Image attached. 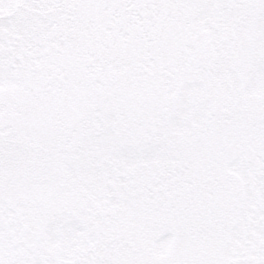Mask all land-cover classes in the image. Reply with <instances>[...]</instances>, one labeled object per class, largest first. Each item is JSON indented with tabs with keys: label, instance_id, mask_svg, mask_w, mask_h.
Masks as SVG:
<instances>
[{
	"label": "snow or ice",
	"instance_id": "1",
	"mask_svg": "<svg viewBox=\"0 0 264 264\" xmlns=\"http://www.w3.org/2000/svg\"><path fill=\"white\" fill-rule=\"evenodd\" d=\"M0 264H264V0H0Z\"/></svg>",
	"mask_w": 264,
	"mask_h": 264
}]
</instances>
